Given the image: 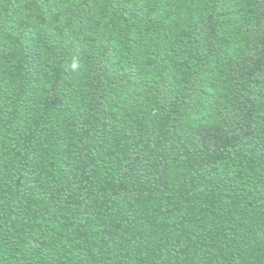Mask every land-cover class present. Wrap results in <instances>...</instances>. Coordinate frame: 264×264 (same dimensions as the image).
I'll return each instance as SVG.
<instances>
[{"label":"trees","instance_id":"trees-1","mask_svg":"<svg viewBox=\"0 0 264 264\" xmlns=\"http://www.w3.org/2000/svg\"><path fill=\"white\" fill-rule=\"evenodd\" d=\"M0 264H264V0H0Z\"/></svg>","mask_w":264,"mask_h":264}]
</instances>
